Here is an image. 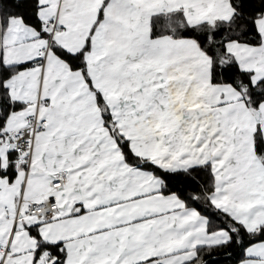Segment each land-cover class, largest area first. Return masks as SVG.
<instances>
[{"label":"snow or ice","instance_id":"6c2138e0","mask_svg":"<svg viewBox=\"0 0 264 264\" xmlns=\"http://www.w3.org/2000/svg\"><path fill=\"white\" fill-rule=\"evenodd\" d=\"M0 264H264V0H0Z\"/></svg>","mask_w":264,"mask_h":264}]
</instances>
